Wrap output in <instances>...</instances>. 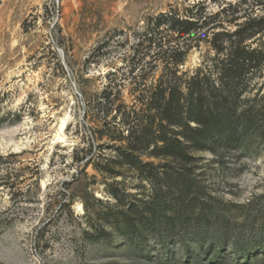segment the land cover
Returning <instances> with one entry per match:
<instances>
[{
    "label": "rangeland",
    "instance_id": "rangeland-1",
    "mask_svg": "<svg viewBox=\"0 0 264 264\" xmlns=\"http://www.w3.org/2000/svg\"><path fill=\"white\" fill-rule=\"evenodd\" d=\"M202 1L217 10L214 0H0V264H165L155 241L140 248L100 220L117 208L109 185L137 202L148 184L131 169L112 178L86 160L104 163L121 145L111 137L122 126H104L96 106L108 75L128 71L147 19ZM211 57L202 44L183 70ZM123 82L116 98L130 106L133 87ZM198 156L208 192L240 208L227 216L233 232L264 239V149L223 166Z\"/></svg>",
    "mask_w": 264,
    "mask_h": 264
},
{
    "label": "trees",
    "instance_id": "trees-1",
    "mask_svg": "<svg viewBox=\"0 0 264 264\" xmlns=\"http://www.w3.org/2000/svg\"><path fill=\"white\" fill-rule=\"evenodd\" d=\"M212 3L217 10L202 1L147 19L128 71L108 75L96 106L104 126H122L120 139L111 137L121 145L104 163L82 160L112 178L122 175L116 168L131 169L150 189L131 202L109 185L117 208L102 215L103 230L108 226L140 248L155 241L165 264L171 248L175 264H264V239L245 242L233 232L227 216L240 208L213 197L196 173L201 153L223 166L264 149V0ZM202 44L213 57L184 71ZM125 79L133 87L130 106L116 98Z\"/></svg>",
    "mask_w": 264,
    "mask_h": 264
}]
</instances>
